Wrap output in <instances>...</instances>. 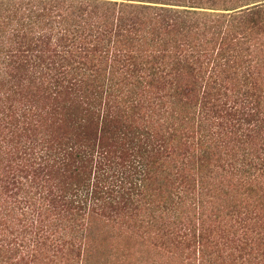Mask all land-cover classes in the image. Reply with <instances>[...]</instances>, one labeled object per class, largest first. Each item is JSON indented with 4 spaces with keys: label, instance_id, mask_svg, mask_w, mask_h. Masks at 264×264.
<instances>
[{
    "label": "trees",
    "instance_id": "trees-1",
    "mask_svg": "<svg viewBox=\"0 0 264 264\" xmlns=\"http://www.w3.org/2000/svg\"><path fill=\"white\" fill-rule=\"evenodd\" d=\"M256 1L0 0V264H264Z\"/></svg>",
    "mask_w": 264,
    "mask_h": 264
},
{
    "label": "rangeland",
    "instance_id": "rangeland-1",
    "mask_svg": "<svg viewBox=\"0 0 264 264\" xmlns=\"http://www.w3.org/2000/svg\"><path fill=\"white\" fill-rule=\"evenodd\" d=\"M119 1H121V0H119ZM123 1H126V0H123ZM263 1L264 0H259V1H256V2H248V3L245 2V3L239 4L240 6H237L235 9H223V8H221V9H213V8H207V7H195V8L196 9H199V10H208V11L232 12V11H235V10H238V9H241V8H245L247 6H251L253 4H256V3H259V2H263ZM157 4H159V5H167V4H164V3H157ZM173 6H178L180 8L190 7L188 5L187 6L186 5H173ZM78 60H79V58H78ZM117 63L118 62H116V64ZM118 66H119V64H118ZM67 68L71 69V72H76L75 67H67ZM253 69L254 68H252V70ZM78 70L81 71V70H84V69H81L80 68ZM120 70H121V72H119L117 75H115L114 78H113V80L120 79L122 77V74L126 73V71H127L125 68H121ZM254 71L255 72H258V73L260 71L261 75L264 74V69H261V70L254 69L253 70V73H255ZM209 205L210 204L208 203L206 206H209ZM184 221H186V220H184ZM180 226H181V224L179 223V224H177V227L176 228H178ZM183 232L184 231H181L180 234H183ZM157 248L160 249L161 247H157ZM215 248L218 249L217 252H216V255H219V256L221 254H222V256H227L231 252H233V254H237V249L234 247L233 241H227V240L221 239L218 247H215ZM180 250H182L183 252L184 251L185 252L186 251H189V252L192 251L193 253H195V245H192L191 247H185L183 244H181V249H179V251ZM166 255H169V254L166 253ZM174 255L178 257V253L176 254V252H175ZM180 255H181V253L179 252V256ZM175 256L173 258H171V264H188V259L187 260H184V261L182 260L183 261V263H182L181 259H183V256H181L180 259H176ZM198 256H199V253L197 254V251H196V259H195L194 264H198L199 263V260H198L199 257ZM151 261H153V256H152Z\"/></svg>",
    "mask_w": 264,
    "mask_h": 264
}]
</instances>
